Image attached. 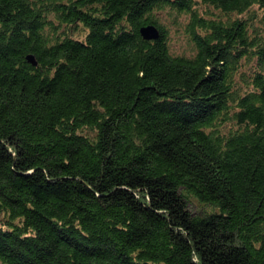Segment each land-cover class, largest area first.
Segmentation results:
<instances>
[{
	"label": "trees",
	"instance_id": "trees-1",
	"mask_svg": "<svg viewBox=\"0 0 264 264\" xmlns=\"http://www.w3.org/2000/svg\"><path fill=\"white\" fill-rule=\"evenodd\" d=\"M0 264H264V0H0Z\"/></svg>",
	"mask_w": 264,
	"mask_h": 264
},
{
	"label": "water",
	"instance_id": "water-1",
	"mask_svg": "<svg viewBox=\"0 0 264 264\" xmlns=\"http://www.w3.org/2000/svg\"><path fill=\"white\" fill-rule=\"evenodd\" d=\"M139 33L144 39H155L159 36V30L158 28L153 24H148L141 26L139 28ZM26 59L31 64L35 65L36 61L34 60V57L31 54H28L26 56Z\"/></svg>",
	"mask_w": 264,
	"mask_h": 264
},
{
	"label": "rangeland",
	"instance_id": "rangeland-1",
	"mask_svg": "<svg viewBox=\"0 0 264 264\" xmlns=\"http://www.w3.org/2000/svg\"><path fill=\"white\" fill-rule=\"evenodd\" d=\"M171 41H170V48L173 52H178L182 50V45L184 43V38L180 34H174L173 32L170 33Z\"/></svg>",
	"mask_w": 264,
	"mask_h": 264
}]
</instances>
